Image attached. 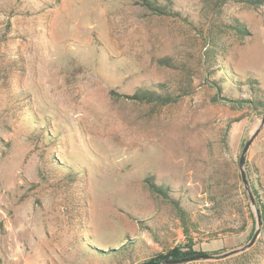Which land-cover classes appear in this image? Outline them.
I'll use <instances>...</instances> for the list:
<instances>
[{"label":"rangeland","instance_id":"rangeland-1","mask_svg":"<svg viewBox=\"0 0 264 264\" xmlns=\"http://www.w3.org/2000/svg\"><path fill=\"white\" fill-rule=\"evenodd\" d=\"M153 1L175 14L142 0H0V264H142L184 245L148 177L191 216L195 251L253 238L239 162L264 116V4ZM144 89L175 102L130 99ZM245 170L261 213L264 128ZM184 264H264V244Z\"/></svg>","mask_w":264,"mask_h":264},{"label":"trees","instance_id":"trees-1","mask_svg":"<svg viewBox=\"0 0 264 264\" xmlns=\"http://www.w3.org/2000/svg\"><path fill=\"white\" fill-rule=\"evenodd\" d=\"M218 1H223V0H218ZM242 1L254 7H258L264 4V0H242ZM142 5L148 11H150L151 13L157 16H171L175 14V12L172 10V6L162 5L153 0H142ZM231 28L236 30L240 35H246L248 33V30L245 28V26L238 21L234 23L231 26ZM212 43L216 45L217 40H212ZM208 59L212 60L213 62L216 60V58L212 54L208 56ZM218 90L221 92L222 88L218 87ZM130 99L138 101V102H147V103L157 102L160 105H167V104L175 102V100L170 95L158 94V92H156L153 89L139 90L133 96H131ZM222 100L226 101L227 103L237 102L240 104L253 105L250 100L239 101V100H234V99L227 98V97H223ZM146 183L149 189L154 194L162 195L164 198L171 201L174 207V210L182 223L181 228H182V231L186 239L184 245H179L176 248L170 250L166 254H161V255L156 256L155 258L151 259V262L160 263V262H166L169 260H186V259H193V258L206 256L207 255L206 253L198 252L194 250V245L196 242L194 241V238H192L190 234L193 230L197 229L196 224L192 222L191 216L181 206L180 201L171 199V196H170L171 188L165 185L164 186L158 185L154 177H148L146 179ZM261 215H262V220H263V228H262L260 240L254 247H256L257 245L260 246L261 244H264V239L262 238L264 236V206H261ZM253 235L254 233H252L251 237H253Z\"/></svg>","mask_w":264,"mask_h":264},{"label":"water","instance_id":"water-1","mask_svg":"<svg viewBox=\"0 0 264 264\" xmlns=\"http://www.w3.org/2000/svg\"><path fill=\"white\" fill-rule=\"evenodd\" d=\"M263 128H264V116L262 117L259 125L254 130L253 134L250 136L249 140L246 142L244 149L242 151L241 157H240V162H239V168L241 171L242 181L244 183V186H245L251 207L256 214L257 228H256V232H255L253 238L251 239V241L247 245H245L241 248H238L236 250L227 252V253L219 255V256H203V257L186 259V260H169V261L160 262V263L145 262L142 264H184V263H189V262L197 261V260H220V259H225V258L233 256V255L244 253L256 245V243H257V241L261 235V232H262L263 220H262L260 210L256 206V203L254 200V196H253V193H252V190H251L248 178H247V174H246V170H245V164H246V159H247V155L249 153V150H250L252 144L254 143V141L257 139V137L261 133Z\"/></svg>","mask_w":264,"mask_h":264}]
</instances>
